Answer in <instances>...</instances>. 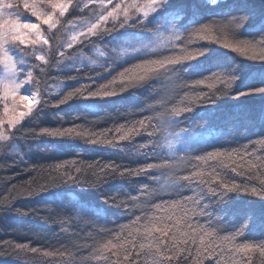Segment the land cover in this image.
I'll use <instances>...</instances> for the list:
<instances>
[{
  "label": "trees",
  "instance_id": "trees-1",
  "mask_svg": "<svg viewBox=\"0 0 264 264\" xmlns=\"http://www.w3.org/2000/svg\"><path fill=\"white\" fill-rule=\"evenodd\" d=\"M84 1L86 0H76L79 6L70 9L62 18L64 23L59 26V30H54L55 37L51 49L43 51L49 63L43 65L36 62L34 77L39 80L38 87L43 99L50 100L53 104L75 88L83 86L94 91L101 85L109 84L114 78L115 83L110 84V88L116 91V95L103 99L74 96L58 106L37 105L21 122V130L31 129L35 130V133H40L43 129L80 125L97 133L112 129L108 134L111 138L112 135H119L115 132L117 126L127 127L141 119L145 114L141 109L149 104L164 111L182 100L187 102V99L195 98L200 93L215 90L210 87L214 81L204 79L212 72L235 69L239 79L229 97L216 100L214 104L196 107L192 113L186 114L189 125L193 127L199 125L197 131L202 137H206V142L201 144L197 151L216 149L231 151L240 149L250 141L264 138V97L231 98L238 91L264 84V64L245 59L221 47L220 44L209 43L207 39H192L183 45L189 51L195 49L204 51L202 56L178 66L184 78L188 80L189 86L177 87L172 80L161 77L149 79L142 82L141 86H129L126 91H121V73L128 70L126 75H131L139 71L135 66L140 64L144 57L161 58L162 55L172 54L169 50L135 57L113 66L111 70L107 67L60 70L56 63L55 49L62 45L67 28L84 21L87 17V12L81 8ZM244 14L249 15L250 19L239 29L237 38L246 41L264 38V0H218L216 6H211L210 0H171L168 5L161 8L157 21L145 25L148 31H141L139 28H120L111 36H105L103 39L91 38V42L85 41L74 45L66 52L71 53L74 58H88L96 52L110 53V49L122 45L128 39L153 32L169 15L178 17L177 21L172 22L188 28ZM207 35L219 37L221 43H231L233 40L227 30H221L215 24H212ZM40 67L45 68L44 73H40ZM199 80L204 82L194 83ZM54 86L61 88V91L56 96L49 97L47 91ZM220 87L222 85H216V88ZM19 134L16 133L17 136ZM147 139V136H136L131 143L121 141L116 147L86 144L80 138H52L47 135L29 137L26 140L18 138L13 143L0 142L3 146L0 147V247L11 252V246L15 244H29L30 247L42 251L66 249L70 253L62 258L57 255L45 257L30 252L21 253L19 257L15 254L2 255L0 264H106L104 260L95 259V249L108 239V233L101 231V228L119 231L122 226H130L136 216L143 218L153 213L162 214L163 210L157 211L154 208L156 204L163 205L167 201L171 205L174 200H183L185 196L200 194L201 186L195 183L179 190L169 187L161 191L162 185L170 184V172L167 168L154 169L151 173L141 176L109 178L108 182L101 184L98 189L87 184L85 186L57 184L54 188L50 187L53 180L66 170L62 168L57 172L55 166L63 165L65 162L71 165L75 161L76 166L85 169L80 174L82 181L96 179L91 169H88L89 164L96 162L101 165L114 162L136 168L145 162L144 156L140 154L139 145ZM197 163L209 171H211L209 164H215L217 170L226 178L259 188L256 180L246 181L217 162L210 161L205 164L192 160L189 168ZM67 170L72 171L73 175L77 174L74 167ZM143 185L149 187L142 190ZM42 186L48 187V190L42 191ZM193 188L196 190L195 193L192 191ZM108 197H116L117 202L123 200L137 206L130 213L111 202L106 203ZM133 197L137 199L133 200ZM208 199L215 200L207 197L205 187V200ZM16 209H20V213H17ZM211 211L214 216L220 218V224L229 231L235 230L245 220L251 218L249 227L244 235L236 238V243L264 242V199L259 196L243 192L229 193L224 203L220 205L213 203ZM192 222L207 226L208 218L196 216ZM212 224L213 227L217 226L215 219ZM126 233L127 230L125 235ZM221 234L228 233L222 231ZM5 241L9 243L5 245ZM245 256L251 257L253 264H264V257L260 256L258 248L251 253L239 254L237 258ZM191 259L189 257L188 261H183L181 257L182 264H190ZM219 259L222 264H230L232 256L226 255ZM152 260V255L146 252L140 258V264H152ZM203 264H217V257L205 259Z\"/></svg>",
  "mask_w": 264,
  "mask_h": 264
},
{
  "label": "snow or ice",
  "instance_id": "snow-or-ice-1",
  "mask_svg": "<svg viewBox=\"0 0 264 264\" xmlns=\"http://www.w3.org/2000/svg\"><path fill=\"white\" fill-rule=\"evenodd\" d=\"M95 3V0H89ZM170 0H101L105 11L101 12L94 22L88 24L86 30L81 29L74 32L70 40L64 45H58L55 49L56 63L59 65L64 59H73L71 53L66 49H72L74 45L85 41L91 42V38L103 39L111 36L120 28H139L141 31H148L145 22L156 14L161 8L168 5ZM218 0H210L211 6H216ZM112 4L111 9L107 8ZM79 5L76 0H20V3H13L12 0H0V64L4 66L6 80H0V100L4 102L3 114L0 116V141L13 143L18 138H36L38 135H47L52 138H80L86 144H104L116 147L121 141L132 142L136 136H147L148 139L139 145L140 154L144 156L145 162L136 168L125 167L120 164L106 163L89 164L92 174L96 177L94 181L81 180V173L84 168L76 166L75 161L71 165L68 162L57 164L55 170L59 172L62 168L66 169L63 174L53 180L50 187L57 184H71L77 186L96 187L107 183L109 178H127L130 176H141L151 173L154 169L167 168L170 172V184L161 186V191L173 187L176 190L183 189L195 183L201 186L200 194L185 196L183 200H174L171 205L167 201L163 205L156 204L157 211L163 210L162 214L155 213L146 217L136 216L131 221L130 226H122L119 231L103 229L108 233L106 242H101L95 249L97 260H104L106 264H140V258L147 252L152 255V264H182L191 257L190 264H203V260L217 257V264H222L220 257L232 256L230 264H253L251 257L245 256L237 258L239 254L251 253L259 249V254L264 257V242L236 243V238L242 236L249 227L250 217L235 230H226L220 224V218L214 216L211 208L213 203L220 205L224 203L225 197L229 193L243 192L251 196H259L264 199V138L257 141H250L242 145L240 149L231 151H197L201 144L206 142V137H202L197 131V127L189 125L186 114L192 113L196 107L214 104L216 100L229 97L234 90L239 75L232 71L212 72L209 77L204 79L213 80L208 93H200L195 98L182 100L179 104L173 105L160 111L157 107L149 104L141 109L145 114L141 119L125 127L119 125L115 132L119 135L109 133L112 129H105L100 133L91 128L74 125L69 128L43 129L40 133L35 130H21V122L33 112V104L47 106H58L64 104L74 96L89 98H100L114 96L116 91L110 88V84L115 83V78L109 84L101 85L96 90L85 89L83 86L67 92L56 103L44 100L39 90V80H36L33 70L37 65L29 64L23 60V68L18 66V61L9 49L14 48L22 55H31L35 61L43 65L49 63L48 57L37 54V50L51 49L55 37L54 30L58 31L64 21L66 13L70 9ZM22 7L25 12L30 13L34 19L24 21L19 15H14L13 9ZM87 7V4H85ZM50 9V10H48ZM8 10V11H6ZM178 18V17H177ZM250 16L235 15L228 19L212 21L210 24H199V27L192 26L185 28L183 33L177 30L176 24L171 23L170 43L167 45L170 55H162L161 58L151 59L144 57L142 62L135 67L139 70L126 75L121 73V91H126L129 86H141L142 82L149 79L161 77L172 80L177 87L189 86L188 80L184 78L178 66L187 61L194 60L204 54L203 50L195 49L189 51L184 44L191 42L192 39H207L209 43L220 44L232 52L241 55L243 58L264 64V38L259 40H240L236 34L243 25L248 22ZM212 24L221 30H227L232 36L231 43H221L219 37L207 35ZM75 27V25H73ZM179 42V43H177ZM131 47V46H130ZM144 49L155 51L151 44L143 46ZM31 49V52L27 50ZM176 49H179L177 52ZM141 48L132 47L131 55L141 53ZM251 53V54H250ZM107 70V69H106ZM40 73L45 72L44 67H40ZM99 75V73H97ZM24 77L20 79L19 77ZM203 80L195 81V84L203 83ZM34 84L36 91L30 94H21L22 87ZM222 85L216 88V85ZM86 93V95H85ZM248 96L264 97V84L258 87H249L246 90L238 91L232 99H240ZM11 101L12 106H10ZM22 108L23 110H17ZM183 125V127H181ZM19 132V136L16 133ZM23 135L21 136V134ZM259 145V147H257ZM0 147H3L0 145ZM200 152H203L201 155ZM79 155V153H77ZM192 160L198 162L213 161L223 165L232 173L244 178V180H256L259 188L249 186L246 183H237L226 178L217 170L215 164H209L208 169L201 168L199 163L191 165ZM159 161V162H158ZM231 162L230 164L228 162ZM23 162V157H21ZM74 167L76 175L67 170ZM154 179V177H149ZM215 185V187H213ZM148 185H143L147 189ZM206 195L210 198L205 200ZM42 191H47L48 187L42 186ZM195 193V188L192 189ZM31 195V193H29ZM136 200L137 197H133ZM106 203L111 202L116 207L124 208L131 213L136 207L135 204L127 203L123 200L117 202L116 197H108ZM20 213V209L15 210ZM196 216L207 217L208 225L193 223ZM215 219L216 227L212 221ZM139 225V227H136ZM127 233L125 235V231ZM228 234L222 235L221 232ZM9 242L5 241L7 245ZM12 251H5L0 247V256L15 254L17 257L21 253H32L45 257L57 255L65 257L70 255L67 250L57 249L54 252L30 247L29 244H15ZM110 254V255H109Z\"/></svg>",
  "mask_w": 264,
  "mask_h": 264
},
{
  "label": "rangeland",
  "instance_id": "rangeland-1",
  "mask_svg": "<svg viewBox=\"0 0 264 264\" xmlns=\"http://www.w3.org/2000/svg\"><path fill=\"white\" fill-rule=\"evenodd\" d=\"M18 1L20 0H12L13 3H17ZM113 2L115 3L117 2V0H113ZM85 4H87V7H85ZM112 6H113L112 4H108L107 8L111 9ZM81 8L82 10L87 12V17L85 18L84 21H80L76 24H72L71 26L67 28V31L64 34L62 45L66 44L70 40L74 32H77L81 29L86 30L88 24H90L91 22H94L96 17L101 12L105 11V8L101 4V0H95V3H90L89 0H86L82 4ZM160 10L156 14H154L152 17H150L145 22V25H147L148 23L157 21ZM11 11H13L14 15H19L24 21H31L34 19L33 17H31L30 13L25 12L22 7H20L19 9H13ZM175 17L173 15H169L168 17L166 16V18L161 22L160 26L153 32L142 35L137 38L134 37L132 39H128L124 41L122 45L115 47V48L113 47L112 49H110V53L96 52V53H93L91 57L88 56V58L78 57V58H73V59H66V60L64 59L59 64L60 70H79L81 68L94 69V68H99V67L100 68L107 67L108 70H111L113 66L118 65V64H123L125 61L134 59L135 57L147 56V55L155 54L157 52H161L164 50H169L167 47V45L170 43L169 29L171 27L172 21L178 20V18H175ZM73 25H75V27H73ZM176 27L178 31L183 33V30L185 29L183 26H178L176 24ZM146 44H151L152 47L155 48V51H149L148 49H144L143 46ZM132 47L141 48L142 49L141 53L137 55L125 54V53H131ZM9 51H10V54H12L14 58L17 59L18 66L21 68H23L24 66L21 63V61L23 60H26L29 62V64H34V65L36 62H39V61H35L33 56L22 55L21 53L16 51L14 48H10ZM27 51L31 52L32 50L28 49ZM43 51L45 52L46 49L42 51L38 49L37 54L44 55L45 53ZM34 71L35 69L33 70V72ZM19 78L23 79L24 77L21 76ZM0 80H6V72L2 64H0ZM32 91H36L34 84L22 87L20 90V93L30 94ZM60 91H61V88H59L58 86H54L53 88L48 89L47 95L49 97H54L57 94H59ZM0 92H2V89H0ZM9 103H10V106H12L11 101H9ZM3 105H4V102L0 100V106H1L0 116H2L3 114ZM32 106L34 110V108L37 105L33 104ZM17 110H23V109L17 108ZM0 142H4V141H0Z\"/></svg>",
  "mask_w": 264,
  "mask_h": 264
}]
</instances>
